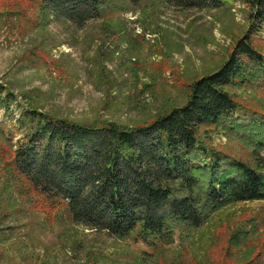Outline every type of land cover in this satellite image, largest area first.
Wrapping results in <instances>:
<instances>
[{
  "label": "rangeland",
  "instance_id": "rangeland-1",
  "mask_svg": "<svg viewBox=\"0 0 264 264\" xmlns=\"http://www.w3.org/2000/svg\"><path fill=\"white\" fill-rule=\"evenodd\" d=\"M38 4L0 1V84L16 97L8 111L0 108V125L13 132L11 145L21 138L16 120L25 107L82 124L112 121L134 127L182 106L189 85L225 62L253 11L248 0L218 6L109 0L98 16L72 23L61 16L44 17ZM252 41L264 53V27ZM231 91L248 114L264 112L263 88ZM203 136L252 161L250 147L237 137L212 128ZM1 144L6 146L0 138ZM39 211L16 214L26 225L18 232L24 253L8 264H27L24 245L39 257L33 254L29 264H242L264 259V201L223 207L197 229L176 228L158 256L133 236L116 239L80 227L63 231L55 226L52 231L55 219ZM3 229L0 239L7 234Z\"/></svg>",
  "mask_w": 264,
  "mask_h": 264
},
{
  "label": "trees",
  "instance_id": "trees-1",
  "mask_svg": "<svg viewBox=\"0 0 264 264\" xmlns=\"http://www.w3.org/2000/svg\"><path fill=\"white\" fill-rule=\"evenodd\" d=\"M32 1H39L46 18L81 23L98 16L109 0ZM248 2L253 11L246 33L218 69L189 85L182 106L134 127L82 124L25 107L16 120L21 138L14 145L13 132L0 125L6 142L0 145V230L6 226L7 232L0 239V264L24 253L18 232L26 225L16 214L42 210L55 219L52 231L80 227L116 239L133 236L158 256L176 228L197 229L223 207L264 201V112L248 114L231 91L249 85L264 89V53L252 41L264 27V0ZM15 101L0 84V108L8 111ZM208 128L247 144L252 161L208 142L203 136ZM24 251L27 264L37 257L27 245ZM259 258L242 264H264Z\"/></svg>",
  "mask_w": 264,
  "mask_h": 264
}]
</instances>
